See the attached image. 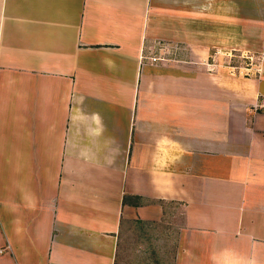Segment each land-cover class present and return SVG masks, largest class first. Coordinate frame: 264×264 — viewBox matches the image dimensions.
Segmentation results:
<instances>
[{
    "label": "crops",
    "instance_id": "crops-1",
    "mask_svg": "<svg viewBox=\"0 0 264 264\" xmlns=\"http://www.w3.org/2000/svg\"><path fill=\"white\" fill-rule=\"evenodd\" d=\"M0 264H264V0H0Z\"/></svg>",
    "mask_w": 264,
    "mask_h": 264
},
{
    "label": "rangeland",
    "instance_id": "rangeland-1",
    "mask_svg": "<svg viewBox=\"0 0 264 264\" xmlns=\"http://www.w3.org/2000/svg\"><path fill=\"white\" fill-rule=\"evenodd\" d=\"M231 57L232 60L230 61L231 64L234 65V67H237V66H250L252 64H256L258 61H259V57H253L249 54H244V53H234ZM175 211H176V208H175ZM176 214V213H175ZM180 216H173L171 215V218L168 223H165L164 227L165 228H170V231L171 232H174V230L178 227L179 224H181V220L179 219ZM158 233V232H157ZM155 234V233H154ZM158 238L160 239L162 236L166 237V235L164 233H158ZM162 237V238H163ZM168 252H172V249H167Z\"/></svg>",
    "mask_w": 264,
    "mask_h": 264
},
{
    "label": "built area",
    "instance_id": "built-area-1",
    "mask_svg": "<svg viewBox=\"0 0 264 264\" xmlns=\"http://www.w3.org/2000/svg\"><path fill=\"white\" fill-rule=\"evenodd\" d=\"M151 60H152L153 62L163 61V57H162V56L152 57Z\"/></svg>",
    "mask_w": 264,
    "mask_h": 264
}]
</instances>
